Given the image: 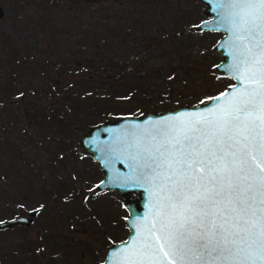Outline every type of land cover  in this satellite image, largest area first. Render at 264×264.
I'll return each mask as SVG.
<instances>
[{"label": "rangeland", "instance_id": "1", "mask_svg": "<svg viewBox=\"0 0 264 264\" xmlns=\"http://www.w3.org/2000/svg\"><path fill=\"white\" fill-rule=\"evenodd\" d=\"M203 8L199 0H143L140 10L145 24H130L119 36L109 35L111 47L105 46L107 40H100L99 49L89 51L96 56L120 58L126 70L137 71L143 79L148 93L139 94L132 101L120 100L127 110L135 104L150 111L182 103L196 104L232 82L213 67L220 56L213 52L212 44L220 33L194 29L206 17ZM53 10L58 12L54 16L59 20L79 11L77 6L58 0H0V58L10 55L15 65L18 58L32 61L33 56H38L43 59L39 62L45 64H39L42 69H32L31 63L10 69L11 63H6L5 58L0 61V85L8 80L11 70V85L29 89L45 86L46 75L57 73L52 71L48 54L61 49H56L54 42H45L35 26L41 16L51 18ZM69 29L63 27L58 31ZM62 53L57 56H63ZM134 59L139 62L138 67L134 66ZM98 88L102 90L101 85ZM149 89L151 94L155 93L152 89L156 91L158 98L149 95ZM10 99L0 104V135L11 140L21 153L17 152L15 158L6 153V160L11 158L12 168L33 186L29 196L18 199L14 214L27 209H34L35 214L28 225H14L13 229L3 228L0 232V264H100L105 245L122 239L127 232L123 222L126 211L117 191L95 190L101 170L78 143L92 124L85 125L81 119L92 115L84 110L79 117L69 115L72 124L65 125L64 143L53 133L51 137L38 133L31 113L34 110L29 109L46 105L50 111L64 113L55 100L33 97L30 93ZM141 113L144 112L134 109L125 114ZM14 121L17 125H13ZM10 216L0 210V219ZM24 239L32 242L30 252L20 244Z\"/></svg>", "mask_w": 264, "mask_h": 264}, {"label": "snow or ice", "instance_id": "2", "mask_svg": "<svg viewBox=\"0 0 264 264\" xmlns=\"http://www.w3.org/2000/svg\"><path fill=\"white\" fill-rule=\"evenodd\" d=\"M215 10L240 86L118 137L149 203L112 264H264V0Z\"/></svg>", "mask_w": 264, "mask_h": 264}, {"label": "trees", "instance_id": "3", "mask_svg": "<svg viewBox=\"0 0 264 264\" xmlns=\"http://www.w3.org/2000/svg\"><path fill=\"white\" fill-rule=\"evenodd\" d=\"M58 1L77 6L79 11L70 13L63 20H59L54 16L58 12L53 10L50 12L51 18L47 17L45 19L41 16L35 23L42 34V39L45 42H54L56 49H61L58 52H49L48 54L52 71L54 69L57 73L46 75L45 86H41L39 89H29L28 87L17 88L11 85V70V72H8V80H3L2 87L0 85V104H5L7 98L14 99L17 96L29 95V93L33 97L55 100L57 105L65 111L64 113L50 111L46 105L29 106V109L34 110L31 113L36 120L38 133L46 134L49 137L53 133L54 137L62 141L66 137L65 125L72 124L69 115L79 117L81 110L92 115V117L85 116L81 119L85 121V125L103 119H112L119 114L129 113L134 109L144 113L151 112V109H143L139 104L131 106L130 110L126 109L127 106L121 105L120 100L132 101L139 94L148 93L142 85L143 79L141 80L136 74L137 71L126 70L120 58L101 54L96 56L89 53V51L99 49L100 40H107L105 46L111 47V41H108L109 35L119 36V32L126 30V27L128 30L131 25L134 27L143 25L145 18L140 10L143 0L134 2L132 0H107V3L104 0H99V2ZM52 19H54L53 22ZM63 27H69L70 29L67 32H59L58 29ZM60 51L63 52V56L58 57ZM5 58L1 57L0 61ZM6 59V63H11L9 64L10 69L19 65L26 64L27 66L28 63H31L32 69L35 67L43 68L39 65L43 63L39 62L43 59L38 58V56H33L32 61H29L26 57L18 58L15 65L13 64V57L9 55ZM133 63L134 66L138 67L139 62L137 60L134 59ZM57 75L61 81L57 80ZM74 85L77 87H74ZM98 85H101L102 90L98 88ZM78 86H81V88H78ZM152 91L155 93L151 94L149 89V95L158 98L156 96L157 92L153 89ZM58 101L63 104L59 105ZM13 125H17L16 121ZM17 152L21 153L12 141L8 138L3 139L0 135V210H5L6 215L9 216L17 212L18 199L29 196L33 192V186L25 182L27 178L12 168L13 160L11 158L10 161L6 160L10 156L15 158ZM6 153L9 154V157L5 156ZM13 226L7 229H13L15 227ZM0 232H3V229H0ZM31 243L28 239L20 242L25 249L24 251L28 252H30Z\"/></svg>", "mask_w": 264, "mask_h": 264}, {"label": "water", "instance_id": "4", "mask_svg": "<svg viewBox=\"0 0 264 264\" xmlns=\"http://www.w3.org/2000/svg\"><path fill=\"white\" fill-rule=\"evenodd\" d=\"M73 1L99 2V0ZM199 1L204 4L203 12L206 17L200 19L194 25V29L197 31L206 30L220 33L219 37L212 44L213 52L220 56V59L214 63L213 67L217 72L230 78L232 82L225 89L204 100L206 103H182L162 111L122 114L113 119H103L89 124L86 131L78 139L79 145L93 160L98 162V167L101 170V177L94 184L95 190L117 191L122 198V207L126 211L123 222L127 232L122 239L105 245L104 255L100 264H112L114 259L113 253L118 252L122 247L131 242L135 235L133 222L148 212L149 193L144 188L127 181V177L132 175L131 168L128 166L132 161L128 158V154L123 151L124 145L118 142V137H121L124 131L131 125L143 124L147 126L154 121L166 117L179 116L181 113L203 111L206 108L212 107L215 103V101L209 98L217 97L224 92L233 91L230 87L232 85L240 86L239 82L232 78V73L229 71L232 63V57L229 55L231 48L228 42L230 33L220 27L219 16L215 10L216 0ZM223 99L224 97H221V102H223ZM34 214V209H27L25 213H17L0 219V229L16 224L26 226Z\"/></svg>", "mask_w": 264, "mask_h": 264}]
</instances>
